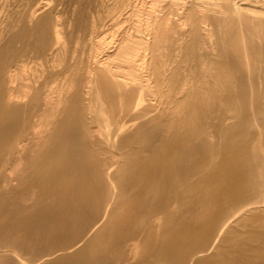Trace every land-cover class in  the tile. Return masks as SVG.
I'll return each instance as SVG.
<instances>
[{
  "label": "bare ground",
  "instance_id": "bare-ground-1",
  "mask_svg": "<svg viewBox=\"0 0 264 264\" xmlns=\"http://www.w3.org/2000/svg\"><path fill=\"white\" fill-rule=\"evenodd\" d=\"M0 264H264V0H0Z\"/></svg>",
  "mask_w": 264,
  "mask_h": 264
}]
</instances>
